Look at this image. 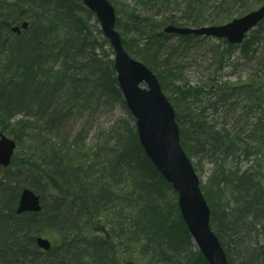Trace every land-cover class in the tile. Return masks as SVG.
<instances>
[{"label": "trees", "instance_id": "16d2710c", "mask_svg": "<svg viewBox=\"0 0 264 264\" xmlns=\"http://www.w3.org/2000/svg\"><path fill=\"white\" fill-rule=\"evenodd\" d=\"M110 1L117 8L121 0ZM134 5L116 27L134 32H121L126 49L163 89L175 88L178 98H168L182 144L207 173L201 187L229 264H264V70L241 81L218 74L234 50L249 52L264 20L242 44L220 39L207 81L192 85L171 52L161 59L173 36L165 26L223 24L252 10L251 0ZM93 19L82 0H0V132L18 144L0 167V264H209L139 141L111 45L93 35ZM120 106L126 113L117 116ZM24 186L41 195L40 212L14 213ZM40 235L49 251L36 245Z\"/></svg>", "mask_w": 264, "mask_h": 264}, {"label": "water", "instance_id": "95a60500", "mask_svg": "<svg viewBox=\"0 0 264 264\" xmlns=\"http://www.w3.org/2000/svg\"><path fill=\"white\" fill-rule=\"evenodd\" d=\"M101 24L104 35L114 51V67L124 100L135 117L140 142L156 169L178 194V204L194 243L209 264H229L226 251L211 227V209L201 188V179L186 153L176 120L175 109L162 90L156 74L142 61L126 50L116 29L117 14L109 0H82ZM264 19V4L225 24L200 27L169 24L167 34L212 36L225 38L229 43H242L252 29ZM28 27L24 21L23 28ZM14 31H21L15 26ZM145 83L146 86L142 84ZM17 142L0 134V165L8 166L15 153ZM42 210L41 195L25 188L20 196L16 213ZM39 247L49 250L51 241L37 236Z\"/></svg>", "mask_w": 264, "mask_h": 264}, {"label": "rangeland", "instance_id": "374dc122", "mask_svg": "<svg viewBox=\"0 0 264 264\" xmlns=\"http://www.w3.org/2000/svg\"><path fill=\"white\" fill-rule=\"evenodd\" d=\"M251 6L252 9H256L261 6L263 0H257L253 2ZM260 1V2H259ZM112 3V2H111ZM117 5V8L121 9V11L117 12V16L121 18H125L123 21H127L128 14L127 12L130 11L135 7L134 0H121ZM116 7V6H115ZM116 8V9H117ZM92 23L94 25V33L93 35L101 40L105 38L102 33L99 32L101 30L100 23L93 19ZM119 32H123L128 36L133 37L134 32L130 30H126L123 27H118ZM102 31V30H101ZM6 31H4L5 33ZM168 47L163 48L161 59L166 57L167 52H171L173 54L174 61L179 60L180 65H182L183 71V79L184 81L190 82L192 85H195L199 82L207 81V74L206 68L210 65L214 68L217 64L219 58L215 55V49L221 51L224 49V45L221 41L214 37L208 36H197L193 37L190 40L183 38V36L175 35L169 39L167 42ZM219 46V48L217 47ZM108 52L110 49L108 46L104 47ZM113 57V55L111 56ZM216 57V58H215ZM229 59L227 60V66L218 72V74L223 79H229L231 81H241L247 79V77L252 73L257 72L258 70H264V33L261 37L256 40L251 49L247 54L242 53L241 48H237L234 52L229 55ZM161 60H159V66L161 67ZM177 83H181L177 81ZM143 85H146L145 83ZM169 88V89H168ZM168 88H164L163 91L167 95V97H176L178 98L177 94H174L173 86H169ZM175 111L177 112L176 101L171 100ZM126 113L125 109L120 106L116 112V115H124ZM111 118L109 115H103L102 120L103 122H107V120ZM6 132V131H5ZM194 164L196 163V158H192ZM208 165L206 166V168ZM199 175L203 182H206L207 173H201L199 171ZM128 262V261H126ZM125 264V263H122Z\"/></svg>", "mask_w": 264, "mask_h": 264}, {"label": "bare ground", "instance_id": "6f19581e", "mask_svg": "<svg viewBox=\"0 0 264 264\" xmlns=\"http://www.w3.org/2000/svg\"><path fill=\"white\" fill-rule=\"evenodd\" d=\"M11 137H12V136H11ZM12 138L14 139V137H12ZM14 140H15V139H14ZM25 188H30V187H29V186H24V187L22 188V190H21V193H22V191H23ZM3 191H4V190H3ZM21 193H20V194H21ZM4 197H5V199L8 200V195L5 194ZM0 200H1V196H0ZM18 202H19V201H18ZM17 206H18V204H17ZM17 206H16V208H15V210H14V213H16ZM16 214H17V213H16ZM0 237H1V236H0ZM2 237H3L4 239L7 238L6 235H3ZM36 237H37V236H36ZM36 237H35V238H36ZM35 242H36V245H38L36 239H35ZM31 243H32V242L28 241V244H31Z\"/></svg>", "mask_w": 264, "mask_h": 264}, {"label": "flooded vegetation", "instance_id": "af4514ba", "mask_svg": "<svg viewBox=\"0 0 264 264\" xmlns=\"http://www.w3.org/2000/svg\"><path fill=\"white\" fill-rule=\"evenodd\" d=\"M38 246V245H37ZM44 250V249H43ZM45 251H49V250H45Z\"/></svg>", "mask_w": 264, "mask_h": 264}]
</instances>
